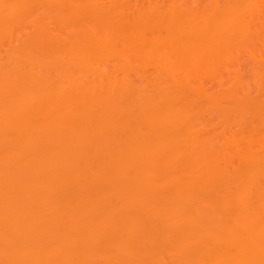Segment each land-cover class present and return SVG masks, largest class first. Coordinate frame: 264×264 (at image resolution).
<instances>
[{"label":"bare ground","instance_id":"1","mask_svg":"<svg viewBox=\"0 0 264 264\" xmlns=\"http://www.w3.org/2000/svg\"><path fill=\"white\" fill-rule=\"evenodd\" d=\"M261 1L0 0V264H264Z\"/></svg>","mask_w":264,"mask_h":264},{"label":"rangeland","instance_id":"2","mask_svg":"<svg viewBox=\"0 0 264 264\" xmlns=\"http://www.w3.org/2000/svg\"><path fill=\"white\" fill-rule=\"evenodd\" d=\"M134 2L135 1H132V3ZM261 8L264 14V0L261 1ZM254 62L264 67V31L262 32L260 40L258 41L257 54L255 55L254 58H248L245 56V58L242 59V62L230 67L224 79H221L219 81H206L204 83L205 88L210 93H214L226 89L229 85V83L227 82L228 79L231 77V75H233L237 71H242V72L248 71V69H251L252 64ZM210 119H211V126L209 128L222 130L223 126L221 125V117L217 112L212 113L210 115Z\"/></svg>","mask_w":264,"mask_h":264}]
</instances>
